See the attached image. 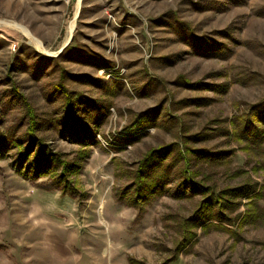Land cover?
<instances>
[{
	"label": "rangeland",
	"instance_id": "rangeland-1",
	"mask_svg": "<svg viewBox=\"0 0 264 264\" xmlns=\"http://www.w3.org/2000/svg\"><path fill=\"white\" fill-rule=\"evenodd\" d=\"M14 85L44 121L62 113L58 86L71 89L98 141L74 175L83 200L0 158V264H264V0H0L3 129L24 111ZM148 109L155 121L130 134ZM42 135L70 159L80 150ZM171 143L187 162L138 217L118 196L145 154ZM182 165L206 187L253 192L233 199L232 225L211 217L178 249L204 199L179 192Z\"/></svg>",
	"mask_w": 264,
	"mask_h": 264
},
{
	"label": "trees",
	"instance_id": "trees-1",
	"mask_svg": "<svg viewBox=\"0 0 264 264\" xmlns=\"http://www.w3.org/2000/svg\"><path fill=\"white\" fill-rule=\"evenodd\" d=\"M188 84L193 85L189 82ZM13 88L12 97L22 102L21 106L24 111L22 117L6 129L2 128L4 121L0 115V158L12 154V168L25 179L36 182L41 189L59 191L62 195L83 200L87 195L81 190L82 187L74 175L81 173L82 164L91 153V144L98 139L92 133L91 128L82 123L77 116L76 109H78L81 98L76 97L71 89L59 85L58 89L64 94L62 113L55 118V121L50 118L44 121L39 118L38 111L28 98L22 95L15 85ZM98 109L100 110V107ZM154 111L156 109L138 113L132 122L133 125L127 127L126 130L133 134L135 130L147 128L149 121H155L157 113ZM22 130L23 133H20ZM47 131H55L60 137H74L80 145V150L76 151L75 157L68 158L65 153L49 143L48 135H42ZM179 145V143H171L150 149L134 170L133 181L125 186L120 197L118 196L120 201L139 208L138 217L144 210L141 207L143 204L151 203L154 198L167 192L166 188L173 167L180 161L187 160L184 150ZM185 150L188 151L189 148L187 147ZM180 171L182 173L180 186L182 187L179 192H184L189 188L191 192L204 195V199L196 211L195 217L186 218L181 225L183 237L178 243V249L186 246L195 236L193 227L206 226L204 223L211 217L219 223V228H226L224 224L232 225L236 218H232L228 214L229 211L232 212L237 207V203L233 199L253 192L250 190V186L217 191L210 186L206 187L198 179H195L193 177L195 172L190 173L187 166L182 165ZM41 178L44 181H39ZM212 223L209 222L210 225ZM129 261L131 264L136 262L133 257H129Z\"/></svg>",
	"mask_w": 264,
	"mask_h": 264
}]
</instances>
